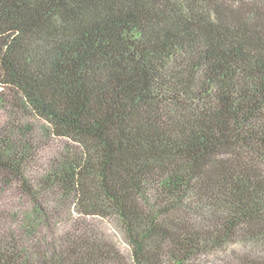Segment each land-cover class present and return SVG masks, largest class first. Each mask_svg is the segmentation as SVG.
I'll use <instances>...</instances> for the list:
<instances>
[{
    "label": "trees",
    "instance_id": "16d2710c",
    "mask_svg": "<svg viewBox=\"0 0 264 264\" xmlns=\"http://www.w3.org/2000/svg\"><path fill=\"white\" fill-rule=\"evenodd\" d=\"M0 107V264H264V0H0Z\"/></svg>",
    "mask_w": 264,
    "mask_h": 264
},
{
    "label": "rangeland",
    "instance_id": "374dc122",
    "mask_svg": "<svg viewBox=\"0 0 264 264\" xmlns=\"http://www.w3.org/2000/svg\"><path fill=\"white\" fill-rule=\"evenodd\" d=\"M13 116L11 115V112L8 110H4L2 107H0V123L8 121L12 118ZM30 122L34 123L37 128H41V126L43 125L42 122H40L39 120L33 118V117H29L27 118ZM43 140V139H42Z\"/></svg>",
    "mask_w": 264,
    "mask_h": 264
}]
</instances>
